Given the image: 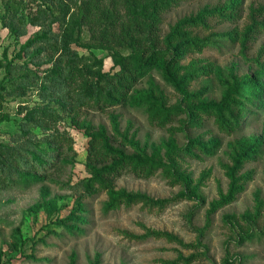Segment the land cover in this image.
<instances>
[{"label":"rangeland","instance_id":"rangeland-1","mask_svg":"<svg viewBox=\"0 0 264 264\" xmlns=\"http://www.w3.org/2000/svg\"><path fill=\"white\" fill-rule=\"evenodd\" d=\"M230 4L237 12L235 20L209 16L204 19L206 28L191 29L192 35L199 39L227 36L215 39L201 53L184 55L180 60L182 66L195 63L196 68L208 71L211 65L219 68L224 77L229 74L257 77L261 73L264 33L251 37L245 50L241 48L239 34L250 25V11L263 7L264 0H179L161 15L159 36L163 38L183 18ZM51 13L58 15L56 7L43 5L40 0H0V86L5 87L1 92L2 112L9 118L0 123V144L17 147L19 159L29 160L30 154L38 151L50 159L38 171L12 166L3 176L7 182L3 181L5 178L0 180V264H70L71 259L74 264H264V77L256 78V97L242 113L239 130L230 136L219 132L213 119L203 114L197 125L185 124L184 114H178L163 127L152 124L137 100L149 81L164 93L167 107L177 104L185 107L179 95L164 81L163 66L168 57L135 87L127 107L116 106L105 112L80 108L75 113L76 124L68 112L60 109L57 99L40 100L39 82H30L24 96L17 92L19 79L25 72L21 63L37 53L42 44L38 42L27 49L25 61L19 62L15 57L22 53L27 42L40 36L52 23ZM90 35L84 28L81 42L94 43ZM71 49L78 55L80 64L93 65L96 59L102 62V71L113 72L108 51L75 45ZM4 60H14L16 65L9 81L2 64ZM31 64L28 67L33 70ZM206 73L191 82L188 91L194 93L205 88L203 99L218 102L222 87L213 75ZM192 105L197 107L198 101ZM39 107L49 108L59 117L55 122L30 125L26 136L22 133L23 117ZM112 116L116 117L119 131L133 137L142 154L147 156L170 138L178 149L186 148L191 142H211L215 148L210 155L192 149L195 156H181L178 170L188 178V186L174 183L162 172L148 178L125 172L114 181L115 191L168 204L160 206L139 200L105 211L107 194L87 196L81 186L91 176L87 130L82 124H90L94 129L103 127L112 136ZM53 132L64 133L73 142L70 147L60 148V156L54 145H47V136ZM236 141L256 144L259 152L238 173L248 174L250 180L234 203L207 215L210 204L219 199V193L227 192L225 168L232 164L231 149ZM124 151L137 155L129 146ZM164 154L162 148L161 155ZM74 214L82 216L76 230L54 226L55 221L62 219H68L69 223ZM153 233H162L168 238L152 236Z\"/></svg>","mask_w":264,"mask_h":264},{"label":"trees","instance_id":"trees-1","mask_svg":"<svg viewBox=\"0 0 264 264\" xmlns=\"http://www.w3.org/2000/svg\"><path fill=\"white\" fill-rule=\"evenodd\" d=\"M178 1L40 0L43 5H54L58 15L54 16L51 13L52 23L47 25L40 36L27 42L22 53L16 55V60L25 61L24 52L38 42L42 44L37 53L21 63L25 67V72L19 79L18 94L24 96L30 82L35 84L39 82L37 92L40 100L48 102L57 99L60 109L68 112L71 120L77 124L75 113L80 108L105 112L116 106L127 107L135 87L168 57L163 66L164 81L179 95L185 107L182 108L180 104L167 107L164 93L153 81H149L147 89L137 95V100L152 124L163 127L171 123L178 114H184L185 124L197 125L203 114L206 118L213 119L219 132L227 136L237 132L242 113L252 105L256 97V78L264 77V67L257 77H238L234 74L224 77L219 68L211 65H208V71L196 68L195 63L188 67L182 66L180 60L184 55L201 53L214 44L215 39L227 36L215 35L199 39L192 35L191 29L206 28L204 19L209 16L221 20H235L237 12L232 4L223 9L204 10L194 17L179 20L170 28L168 34L161 38L159 36L161 15ZM258 16L264 18V6L250 11V25L239 34L242 50H245L246 43L251 37L264 33V19L259 21ZM84 28L91 33L90 38L94 43L81 42ZM72 45L108 51L112 58L113 72L102 71V62L96 59L94 66L80 64L78 55L71 49ZM159 47L163 49L160 50ZM125 51L128 53L123 54ZM35 58L38 60L31 64ZM29 63L33 70L29 69ZM2 64L9 81L16 67L14 60L10 62L4 60ZM45 66L47 68L42 70ZM204 72H207L206 75H213L222 87V97L218 102H207L203 99L207 91L205 88L194 93L188 91L189 84L204 75ZM2 91H5V87L0 86V123L9 121L8 115L2 112L4 101ZM194 101H198L197 107H193ZM58 117L59 115L49 108L33 109L23 117L22 133L28 136L30 125H40L43 121L55 122ZM111 119L112 136H108L103 127L94 129L90 124H82L87 130V159L91 176L81 182V186L87 196L100 192L107 194L105 211L115 210L121 204L129 205L139 200L160 206L168 204L167 201L154 202L144 196L115 191L114 181L125 172H130L138 178H148L162 172L174 183L188 186V178L178 170L181 156L185 154L195 156L192 149L210 155L215 148V144L211 142L203 144L191 142L186 148L178 149L174 139L170 138L166 144L154 148L147 156L142 154L138 142L134 141L133 137L119 131L116 117L112 116ZM46 141L48 146L56 147L59 156L61 147L67 148L73 143L69 136L57 132L48 135ZM114 144L118 147H114ZM127 146L137 155L126 154L124 148ZM162 148L165 149L164 156L161 155ZM16 153H19L17 147L0 144V180L5 178L3 177L5 172L12 166L38 171L39 168L46 167L50 160L44 157L45 153L42 151L31 153L29 160L19 159ZM258 154L256 144H249L246 141H236L233 144L230 157L232 164L225 168L228 179L227 192L219 193V199L210 204L207 215L236 201L250 180L248 174L238 173L246 162L255 160ZM99 164L101 166H98ZM3 181L7 182V178ZM73 216L69 223L68 219H62L55 221L54 226H62L69 231L76 230V224L81 223L82 216L76 214ZM152 236L168 238L162 233H153ZM28 258L32 259L30 256ZM70 264H74L73 259Z\"/></svg>","mask_w":264,"mask_h":264}]
</instances>
